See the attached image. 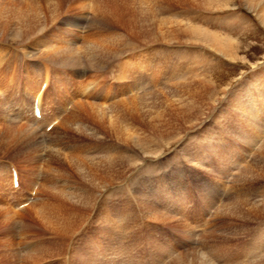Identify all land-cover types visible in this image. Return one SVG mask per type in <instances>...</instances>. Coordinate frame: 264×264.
<instances>
[{"label":"rangeland","instance_id":"rangeland-1","mask_svg":"<svg viewBox=\"0 0 264 264\" xmlns=\"http://www.w3.org/2000/svg\"><path fill=\"white\" fill-rule=\"evenodd\" d=\"M77 1L60 0L63 5L59 9V17L46 22L37 36L32 35L27 41L7 43L0 38V56L3 59L0 66L3 80L2 83L0 78V140L4 141L10 135L13 137L19 128L24 131L37 128V137L41 141V145L35 148L31 143L23 146L13 140L10 147L0 149V264H175L182 257L193 259L198 252L213 264H264V212L257 214L248 210L254 205L264 207V19L250 9L247 0H216L214 2L221 8L216 12L199 10L183 0L152 1V9L144 4L141 6L139 0H127L130 8L121 4L120 12L112 8L114 4L109 6L119 18L117 28L109 25L99 29L95 24L92 27L94 30H91L96 15L89 11L83 21L86 12L75 5ZM4 4L21 5L23 8L13 9ZM43 4L44 0H0V20H12L17 29L25 31L22 23L19 25L14 20V15L25 12L24 7L41 9ZM183 6L189 8L182 9ZM158 8H164L162 18L181 21L240 41L242 51L239 55L244 58L243 62L228 60L201 45L159 43L156 46L133 39L134 35L128 32L132 16L143 14L139 30H144L145 22L148 24L150 21L151 27L154 26L159 17ZM98 21H101L100 18ZM73 22L77 25L82 23L81 29ZM150 24L148 28L151 29ZM95 33H98L97 39L122 35L121 42H127L130 48L125 56V69H131L133 76L135 71H143L144 82L132 85L134 81L130 74L122 79L127 73L119 71L124 67L119 63L123 62V56L118 62L114 59L106 61L102 69L91 67L87 50L83 47L92 41ZM141 34L137 37L151 39L156 33L145 31ZM44 44L47 46L43 47ZM62 44L78 48L80 73L57 67L55 61L46 56L52 46ZM159 54L162 56L159 57ZM167 54H172V59L167 58ZM168 61H173L174 78L170 77L173 73L167 67ZM8 80L16 82L13 81V87L6 86ZM202 80L205 84L207 81L211 83L212 90L208 89L205 93L199 84L193 85ZM85 81L96 87L92 91L94 96H90L91 102L108 104L109 108L113 105L111 113L117 116L119 127L139 133L141 138L149 141L145 146L150 153L145 155L142 149L122 145L113 133L91 117L89 111L78 108L81 102L89 99V92L82 91ZM51 83L54 85L51 86ZM183 86L185 88H181ZM189 86L192 88H187ZM37 87L41 89L39 94ZM200 90L204 97L198 100L209 108L193 128H183L188 117L172 118L178 112H170L171 108L167 105L173 100L190 101L187 99L192 92ZM36 93L45 97L44 105H47L43 109H46L48 120L55 119L52 115L55 113L64 120L76 105L78 107L73 112L85 116H77L74 122L72 118L66 127L57 128L58 120L47 129V122L38 127L33 123L31 107ZM141 95L146 96L135 103L139 107L132 108L134 104L130 106V102ZM157 116L161 117L157 119ZM150 124L160 126L163 131L172 127L168 132L182 130L178 134L175 132L170 139L161 140ZM54 151L68 159L96 160L97 166H101V161L106 158L127 159L124 167L133 166L125 171V177L99 190L81 179L66 162V157L60 164L54 157ZM13 168L20 173V181L23 179L25 182L22 192L12 185ZM105 172L97 174L96 179L100 181L97 183H103V178L113 174V171ZM80 186H85L90 192L87 215L75 233L66 237L65 241L54 239V235L34 220L28 206L39 209L51 201L58 210L60 190L77 194L81 192ZM50 192L56 193L53 195ZM228 206L241 209L243 213L240 214L245 215H239L241 218L234 216L226 210ZM6 212L12 213L13 222H6ZM65 213L72 214L70 211ZM150 213L153 214L150 216ZM156 217L155 222L153 219ZM125 227H129V232L124 230ZM106 231L108 235L122 233L124 237L110 242ZM138 241L143 244L141 248ZM46 245H49L48 253L44 249ZM37 250L38 256L33 254ZM97 252L99 259L95 260L93 256Z\"/></svg>","mask_w":264,"mask_h":264},{"label":"bare ground","instance_id":"bare-ground-1","mask_svg":"<svg viewBox=\"0 0 264 264\" xmlns=\"http://www.w3.org/2000/svg\"><path fill=\"white\" fill-rule=\"evenodd\" d=\"M140 1V5L142 6V4H144L146 6V8H149V9H152L151 8V4L153 3L152 1H156L155 3H157V0H139ZM201 1V0H200ZM199 0H183V2L185 3H190L192 4V6H195L197 7L199 10H204V11H210V12H216V11H219V9H221L219 7V5L214 2L216 0H203L200 2ZM250 2L249 4V7L250 9L253 11V12H257V15H260V18L264 19V0H247V2ZM109 2V3H107ZM130 2V1H129ZM132 3V2H131ZM114 4V5H113ZM121 4L124 5L125 8H130V4L127 2V0H78L75 5L80 8L81 10L83 9L85 12H86V15L83 16V21L84 19H86L87 17V13L90 11L93 12V14H95V20H93L92 22V26H91V30L93 29L92 27L95 26V24H97L98 28L99 29H103V28H107L109 25L110 26H114L117 28V21H118V16L116 13L112 12L111 8L109 9V6L113 7L117 12H120L122 8H120ZM6 6H9V7H14L15 8H19V9H22L23 6L19 5V6H14V5H11V4H4ZM33 5V4H32ZM62 5L63 3L60 2V0H44V4L43 6L41 7V9L39 8H34V7H24V9L26 10L25 12H18L17 14L14 15V20L16 21L17 20V24H21L25 27V31H21L20 29H17L16 25L12 24V20H9V21H3V20H0V38L4 39L7 43H20V42H24V41H27L29 40L32 35H36L38 34L39 30L44 26V24L48 21H51V20H55L56 18L59 17V9L62 8ZM75 7V6H74ZM144 7V6H143ZM163 7V6H162ZM189 7H186V6H183L182 9H187ZM164 9V8H163ZM163 9H156V11L159 13V17L157 18V21L154 23V26L151 27V24H150V21L148 22V24L145 22V28L144 30L140 29V21L142 19V16L143 14L140 13V14H135L132 16L131 20L129 21V34L130 35H134V37H132L133 39H135L136 41H141V43L145 44V45H151V44H159V43H163V44H171V45H175V44H179V43H182L183 45L185 44H196V45H201V46H204V47H207V48H210V49H213L214 51H216L217 53H219L220 55L224 56L225 58H227L228 60H231V61H236V60H244V58H240V51H242V43L240 41H236V40H232L230 38H227V37H223V36H220L216 33H211L210 31H207L206 29H202V28H199V27H196V26H193V25H190V24H187V23H184V22H181V21H177V20H170V19H166V18H162L161 17V14L163 12ZM166 9V8H165ZM6 12V11H5ZM91 12V14H92ZM146 12V11H145ZM1 13V12H0ZM147 13V12H146ZM7 14V12H6ZM132 14V12H131ZM167 14V13H166ZM170 15V14H169ZM12 16V15H11ZM61 16V15H60ZM5 17V16H4ZM12 18V17H11ZM100 18L101 21H98L97 22V19ZM109 19V20H108ZM112 22V23H111ZM114 22V23H113ZM119 22V21H118ZM72 23V22H71ZM116 23V24H115ZM75 24L74 26L78 27L81 29L82 27V23H74ZM86 24V23H85ZM113 24V25H112ZM150 24V28H148ZM111 28V27H109ZM115 28V29H116ZM79 29V30H80ZM94 30V29H93ZM128 30V29H126ZM114 31V30H113ZM147 32L149 31V33H156L154 34V37H152L151 39H147V37H144L146 39H141L140 37H137V36H142L141 33L143 32ZM101 32V31H100ZM116 32V31H114ZM113 32V33H114ZM122 32V31H121ZM120 33V32H119ZM118 33V34H119ZM127 33V32H126ZM140 33V34H139ZM115 34V33H114ZM37 36V35H36ZM115 35L113 37H105L103 36V38L101 39H97L98 38V33H95L94 35V38L92 37V41L89 42L88 45H86L85 47H83V49L87 50V56L88 58L90 59V62H91V67H97V68H100L102 69L104 67V63L106 61H110L112 62L111 60H117L116 62L120 61L122 58V56L124 57L123 59V62H119L123 67V69H119L120 72H123L126 71L127 73L123 75L122 79L125 80V78L129 76H131L132 80L134 82H132L131 84L132 85H135V84H138V83H142L144 82V75H143V71H135V75H131L133 73V71H131V69L129 70H126L125 69V66H126V63H127V60H126V57L127 56V53H128V50L130 49L129 46H128V43L127 42H121L122 40H120L121 37H123L122 35ZM28 38V39H27ZM26 39V40H25ZM94 39V40H93ZM97 39V40H96ZM128 39V38H127ZM183 39V40H182ZM131 40V39H130ZM33 41V40H32ZM135 41V44H137ZM133 42V41H132ZM65 43V42H64ZM131 43V42H130ZM139 44V43H138ZM21 45V44H19ZM69 45V44H68ZM64 45L62 44V46H58V47H51V49L48 50V52H46V56L49 57V59L55 61L57 67H60V68H64L66 70H69L71 72H75L77 71L78 73H80V54L78 52V48H76L75 46L73 45ZM47 45L44 44L43 47H46ZM77 46V45H76ZM80 46V45H79ZM133 47V46H132ZM136 47V45L134 46V48ZM35 51V50H34ZM80 51V50H79ZM33 52V51H31ZM2 53V52H1ZM42 53V52H41ZM39 53V54H41ZM28 54V53H27ZM31 55V53H30ZM35 55H36V52H35ZM42 55V54H41ZM129 55V54H128ZM171 55L172 54H167V58L169 59H172L171 58ZM39 56V55H38ZM83 56V55H82ZM159 57H161L162 55L159 54L158 55ZM2 56H0V66H2L3 64V59L1 58ZM33 57V56H32ZM36 58V57H34ZM40 59V58H39ZM45 60V59H44ZM83 62H85L84 60H82ZM243 62V61H242ZM248 62V61H247ZM118 63V64H119ZM167 63H169L167 65L168 69L170 70V68L172 69L174 66L173 65V61H168ZM84 64V63H83ZM178 64V63H177ZM176 65V64H175ZM177 66V65H176ZM4 67V66H3ZM43 67V66H42ZM179 67V66H178ZM194 67V66H193ZM59 68V69H60ZM120 68V67H119ZM176 68V67H175ZM93 69V68H92ZM167 69V68H166ZM167 69V70H168ZM174 69V68H173ZM170 70L171 73H173L174 70ZM181 69V68H180ZM188 70V68H186ZM167 70H166V73H167ZM185 70V69H184ZM190 71V70H189ZM29 72V71H28ZM165 72V71H164ZM188 72V71H187ZM193 72V71H192ZM181 73V72H180ZM184 73V72H183ZM49 74V72H48ZM48 74L46 75V83H48V79H49V76ZM168 74V73H167ZM178 74V73H177ZM51 75H53L51 73ZM143 75V76H142ZM179 75V74H178ZM43 76V75H42ZM41 77V76H40ZM55 77H56V73H55ZM171 78H174L175 75L174 73L170 75ZM1 78V82L3 81L2 80V77ZM34 78V77H33ZM57 78V77H56ZM84 78V76H83ZM40 79V78H38ZM55 79V78H54ZM80 79V78H79ZM129 79V78H128ZM184 79H185V76H184ZM204 79V78H203ZM30 80V79H29ZM41 80V79H40ZM44 80V79H43ZM42 80V81H43ZM52 80V78H51ZM63 80V79H62ZM70 80V79H69ZM88 80V79H87ZM86 80V81H87ZM199 80V79H198ZM14 81V80H13ZM11 81V80H8L7 83H6V86L10 85L11 87L14 86V82ZM53 81V80H52ZM51 81V82H52ZM55 81H57L55 79ZM80 81V80H79ZM85 81V82H86ZM186 81V80H184ZM207 81V80H206ZM4 82H5V79H4ZM18 82V81H17ZM20 82V81H19ZM18 82V83H19ZM34 82V80H33ZM32 82V83H33ZM45 82V81H44ZM59 82V81H58ZM64 82H65V79H64ZM63 82V83H64ZM67 82V80H66ZM75 82V81H74ZM176 82V81H175ZM198 82V81H197ZM3 83V82H2ZM0 83V84H2ZM16 83V82H15ZM21 83V82H20ZM25 83V82H24ZM31 83V85H32ZM38 83H40L38 81ZM50 83V82H49ZM54 83V82H53ZM51 83V86L52 84ZM62 83V84H63ZM77 83V82H76ZM86 82V85H85V88L83 87V92H85L86 90L89 92L87 95L89 96V99H87V101H84V102H81L79 104V107L78 105L75 106V109L80 108L82 109L81 111H89V114L91 115V117L93 116V118L95 120H97V123L99 125H101L104 129H107L111 134L113 133L115 136H116V140H118L119 142H122L121 144L123 145V143L125 145H132L134 146V148H138V149H142L143 150V153L145 155H147L148 153H150L147 148H146V144L149 143V141H147L146 139H143L140 137L139 133H133L131 130H128L126 128H122V127H119V122L116 121V117L113 113H111V111L114 110V107L112 108V106L109 108V106H107L106 104L104 103H97V102H91V98L90 96H94V94L92 93L93 90L96 89V87H94L93 85H91V82L88 83ZM178 83V82H177ZM186 83V82H185ZM26 84V83H25ZM58 83H55V85H57ZM61 84V82H60ZM65 84V83H64ZM69 84V82H68ZM81 84V83H80ZM80 84H78L80 86ZM189 84V83H188ZM193 84V83H192ZM200 85V87H202L201 89L205 91V93L209 90H212V86H211V83L209 84L208 81H207V84H205L204 80H202L201 82H198L196 84H193V85ZM29 85V84H28ZM30 85V86H31ZM54 85V84H53ZM185 85V84H184ZM191 85V86H193ZM24 86V84L22 85ZM33 88H34V83H33ZM47 86L49 87L50 84ZM50 86V87H51ZM58 86H61V85H58ZM58 86H55V87H58ZM70 86V84L68 85ZM74 86V85H73ZM188 86V85H187ZM191 86L187 87V88H190ZM42 87V86H41ZM54 87V86H53ZM52 87V88H53ZM71 87V86H70ZM27 88V86H26ZM36 88V87H35ZM38 88V87H37ZM59 88V87H58ZM63 88V87H62ZM67 88V87H66ZM82 88V87H81ZM181 88H185L184 86L181 87ZM186 88V89H187ZM192 88V87H191ZM40 89V87L38 88ZM47 89V87H46ZM50 89V88H49ZM64 89V88H63ZM194 89V88H193ZM209 89V90H208ZM61 90V89H60ZM71 90V88H70ZM77 90V89H76ZM179 90H182V89H179ZM188 90V89H187ZM202 90L200 91H195V92H192L193 94L190 96V99H187V100H190V101H185V100H173L172 102H170L169 105V108H171L169 111L172 112V111H177L178 113L172 115L171 117L176 119V118H182L183 116L185 117H188V118H185V122H184V126L183 128H187V129H190V128H193L195 126V124L204 116L205 114V111L208 110V106L205 105L206 103L204 104H201L199 102L198 99H202L204 96H203V93H202ZM41 89L37 90L38 94L41 93L40 92ZM47 91V90H46ZM45 91V92H46ZM53 91V94H54V90L52 89ZM51 91V93H52ZM57 91H59L57 89ZM56 91V92H57ZM63 91V90H62ZM61 91V92H62ZM73 91V90H72ZM79 91V90H77ZM194 91V90H192ZM50 92V90H49ZM55 92V93H56ZM64 92V91H63ZM62 92V93H63ZM151 92V91H150ZM149 92V93H150ZM174 92V91H173ZM47 93V92H46ZM59 93V92H57ZM68 93V92H67ZM77 93H80V92H77ZM76 93V94H77ZM176 93V92H175ZM37 94V93H36ZM36 95V97L34 98L35 100L33 101V105L31 106L32 107V118H34V125L36 124L38 127H42V125L44 123H48L46 126H45V129H47L49 126L53 125V123L55 121L58 120L59 124L57 123L58 126H56L57 128L58 127H61V126H68V123L70 122V120L72 121V118L74 119V121H76V117L80 116V117H84L85 114L83 115H78V112L77 113H74L73 111L75 110H71L72 113L68 112L67 116L64 117V120H61L59 118V116L55 113V114H52L53 112L51 111V114L53 115V117H56L55 119H52L51 120H48V116L46 115V112L45 110L43 109V107L47 104L44 105V100H45V97H43L44 95L41 94L40 95ZM43 94H45L43 92ZM48 94V93H47ZM52 94V95H53ZM61 94V93H60ZM66 94V92H65ZM71 94V93H70ZM75 94V93H73ZM93 94V95H92ZM212 94V93H211ZM50 95V94H49ZM84 93L81 95L83 96ZM180 95H183V94H180ZM186 95V94H185ZM208 95V94H206ZM59 96V95H58ZM63 96V95H62ZM67 96V95H65ZM64 96V97H65ZM69 96V95H68ZM80 96V97H81ZM109 96V95H108ZM146 96V95H145ZM145 96H139L138 98H135L132 102H130V106L132 104H134V106H132V108H138L139 106L138 105H135V103L139 102V101H142L143 98H145ZM187 96V95H186ZM47 97V96H46ZM54 98V96H52ZM76 97V96H75ZM104 97V96H103ZM143 97V98H142ZM182 96H180L181 98ZM48 98V97H47ZM73 98V97H71ZM83 98V97H82ZM184 98V97H183ZM212 98V97H211ZM56 99V98H55ZM69 99V98H68ZM67 99V100H68ZM103 99V98H102ZM96 100V99H95ZM106 100V99H105ZM198 100V101H197ZM212 100V99H211ZM214 100V99H213ZM37 101V103H36ZM46 101V100H45ZM57 102V99L55 100ZM70 102V100H68ZM83 101V100H82ZM202 101V100H200ZM104 102V101H103ZM205 102V101H204ZM48 103V102H47ZM73 103V102H72ZM79 103V102H78ZM213 103V101H212ZM36 104L37 107L40 109V112H41V116L40 118H36L34 117V110L36 108ZM51 104V102L49 101V105ZM70 103H68L69 105ZM75 104V102H74ZM208 104V103H207ZM54 105V103H53ZM61 105V104H60ZM64 105V104H63ZM67 105V104H66ZM127 105V104H126ZM125 105V107H127ZM26 106V105H25ZM70 106V105H69ZM120 106V105H119ZM47 107V106H46ZM50 107L52 108V106L50 105ZM49 108V106H48ZM50 108V110H51ZM54 109V107H53ZM59 109V107L57 108ZM72 109V108H71ZM118 109V108H117ZM134 109V111H135ZM49 110V111H50ZM139 109H137L138 111ZM25 111V110H24ZM60 111V109H59ZM28 111L26 110L25 113H27ZM45 112V113H44ZM169 112V113H170ZM50 114V113H49ZM59 114H61V112H59ZM82 114V112H81ZM88 114V115H89ZM23 115V114H22ZM28 115V114H27ZM51 116V115H50ZM58 116V117H57ZM77 117V118H78ZM82 117V118H83ZM161 116H157V119H159ZM66 118V119H65ZM252 118V117H251ZM10 119V118H9ZM69 119V120H68ZM50 121V122H49ZM61 121V122H60ZM82 121V120H81ZM83 121H85L83 119ZM121 121V120H120ZM67 122V123H66ZM56 123V122H55ZM77 123V122H76ZM82 123V122H81ZM169 123V122H168ZM178 124V123H177ZM72 125V124H71ZM70 125V126H71ZM78 125V124H77ZM81 126V125H80ZM79 126V127H80ZM83 126V125H82ZM20 127V126H19ZM55 127V125H54ZM97 127V126H96ZM23 128V127H22ZM28 128V127H27ZM73 128V127H72ZM78 128V127H76ZM75 128V129H76ZM87 128V127H86ZM150 128H152L159 136H160V139L161 140H166V139H170V137H173L176 133L178 134L179 132H181L182 129H179V132L178 131H174V132H168V130L172 127H170L169 129L167 128V130L165 129L164 131L160 129V126L158 125H152L150 124ZM181 128V127H179ZM31 129V128H30ZM39 129V128H38ZM55 129V128H54ZM60 129V128H59ZM178 129V128H177ZM58 130V129H57ZM81 130V127L80 129ZM88 130V129H87ZM185 130V129H184ZM54 131V130H53ZM56 131V129H55ZM82 131V130H81ZM77 132V131H76ZM83 132V131H82ZM176 132V133H175ZM174 133V134H173ZM185 133V132H183ZM79 134V133H78ZM1 135V134H0ZM84 135V134H83ZM4 136V135H3ZM13 137L10 136H7L4 141H1L0 140V149L2 148H5V146H9L10 143L14 142L15 140L17 141V144H22L23 146H27L25 144H29L30 143L32 144V146H34L35 148H38L40 145H41V141L38 140V137H37V128L36 129H32L31 131H24L22 130L21 128H19V130H16V133L12 135ZM41 136V135H40ZM147 136V135H146ZM150 136V135H149ZM167 136V137H166ZM1 137V136H0ZM157 137V136H156ZM177 138V137H176ZM2 139V138H1ZM14 140V141H13ZM115 140V141H116ZM152 140V138L150 139ZM117 141V142H118ZM151 142V141H150ZM152 143V142H151ZM155 144V143H153ZM12 146V145H11ZM150 146V145H149ZM10 147V146H9ZM131 149V148H130ZM133 149V148H132ZM31 151V150H30ZM138 152V151H137ZM141 152V151H140ZM156 152V150H155ZM54 153H56L54 155L55 159L57 161L60 162V164L63 162V160L66 159V162L69 164V166L72 167L73 170L76 171V173L79 175V177L83 180H85L87 182V184H90L91 186H93L94 188L96 189H99V190H102V189H105L106 187L112 185L113 183L116 182V179H119V178H123L122 176H124L126 173L125 171L128 170L129 168H132L133 165H131L128 169L126 167H124V164L126 163L127 159H114V158H106L105 160H102L101 163L102 165L101 166H97L95 163H96V160L93 161V160H87V159H84V158H71V159H68L66 156L63 157L62 154L60 155V153L58 151H54ZM122 153V152H121ZM32 154V153H31ZM152 154V153H151ZM155 154V153H153ZM187 154V153H186ZM113 157V156H112ZM122 157V156H121ZM65 158V159H63ZM118 158V157H117ZM229 158V157H228ZM89 159V158H88ZM140 159V158H139ZM194 159V158H193ZM118 160H120V162H118ZM130 160V159H129ZM190 160V159H189ZM131 161V160H130ZM139 162V161H138ZM133 163V162H132ZM51 164V163H50ZM49 164V165H50ZM131 164V162H130ZM138 165V164H137ZM135 165V166H137ZM16 171V170H15ZM58 171V174H61L59 172V170L57 169ZM106 171L105 173H109L111 171H113V174L112 175H108L106 178H103L104 181H101L103 183H97L96 181H99L96 179V176L99 172H104ZM17 174H18V181H19V191L22 192V188L24 187V180L22 179L21 180V176H20V173H18V171H16ZM116 176L118 178H116ZM125 177V176H124ZM109 179V180H108ZM102 180V179H101ZM30 182V181H29ZM84 182V181H82ZM81 182V183H82ZM100 182V181H99ZM12 183H13V180H12ZM31 184V182H30ZM44 184V183H43ZM83 184V183H82ZM32 186V185H31ZM34 186V185H33ZM87 186V185H86ZM39 187V186H38ZM85 186H80V190L81 192L80 193H77L74 192H70V193H64L63 191L60 190V197L59 199L58 198H55V200L58 199V206H60V209L57 210V206L55 207L53 203H51V201L47 204H44V207L41 205V207L38 209V207H32V206H28V209H29V213L32 212L33 213V218L34 220L39 224L40 227H43L44 229H46V232H49L51 235H54V239H59L61 241H65L66 240V237H70L71 235H73L75 233V231L79 228V224L81 222V220L83 218L86 217V212L88 210V202L89 200L91 199L90 195H89V190L86 189V187L84 188ZM41 188V187H40ZM45 189V188H43ZM39 190V188H38ZM51 190V189H50ZM79 190V191H80ZM88 190V191H87ZM32 194H33V191H34V188L33 190H31ZM53 191V190H52ZM59 193V191H57ZM51 194L55 195L54 192H50ZM23 195H21L22 197ZM92 197H93V194H92ZM141 198V197H140ZM31 199V198H30ZM144 200V199H143ZM28 201V200H27ZM30 201V200H29ZM141 201V200H140ZM148 201V200H146ZM243 201V200H242ZM247 201V200H246ZM91 202V201H90ZM237 202V201H236ZM245 202V201H244ZM27 203V202H26ZM143 203V202H142ZM233 203V202H232ZM241 203V202H240ZM243 203V202H242ZM24 204V203H23ZM68 204H69V207H68ZM262 204V203H261ZM147 205V204H146ZM145 205V206H146ZM153 205V204H152ZM242 205V204H241ZM143 206V204L141 205ZM144 206V207H145ZM151 206V205H150ZM148 207V206H147ZM153 207V206H152ZM225 207V206H224ZM250 207V206H249ZM146 208V207H145ZM227 208V209H226ZM225 209L228 211V212H232V214L234 216H243L245 214H240L242 212L241 209H238L236 208L235 206H228L226 207ZM223 209V210H225ZM7 210V209H6ZM149 210V208H148ZM153 210V209H152ZM151 210V211H152ZM157 210V209H156ZM248 210L250 212H257L258 213H262L264 212V207L263 205H254V206H251L250 208H248ZM66 211H70L72 212V214H63V212H66ZM147 211V210H146ZM246 211V210H245ZM1 212V210H0ZM222 212V211H221ZM155 213V212H154ZM243 213V212H242ZM249 214V212H247ZM153 214V213H152ZM150 213V216L152 215ZM225 214V213H223ZM145 215V214H144ZM155 215V214H154ZM166 215V214H165ZM247 215V214H246ZM263 215V214H262ZM15 216V215H14ZM159 216H161V214H159ZM228 216H229V213H228ZM238 217V218H241V217ZM154 217V216H152ZM252 217V216H250ZM2 218V216H1ZM6 219V222H8L7 220L13 222L14 221V218L12 216V213L10 212H6L5 214V217ZM149 218V217H148ZM237 217H235L236 219ZM237 218V219H238ZM263 218V217H262ZM150 219V218H149ZM153 219V218H152ZM172 219V217H171ZM243 219V218H242ZM4 220V219H3ZM85 220V219H84ZM157 220V217L155 219ZM159 220V219H158ZM173 220V219H172ZM241 220V219H240ZM152 221V220H151ZM5 222V223H6ZM161 222V221H160ZM244 222V220H243ZM4 223V224H5ZM149 226V225H148ZM136 228V227H135ZM150 228V226H149ZM132 229V228H131ZM125 231H128L129 232V227H125L124 228ZM143 230V229H142ZM155 230V229H154ZM111 232V231H110ZM113 232V231H112ZM146 232V231H145ZM104 233V232H103ZM145 234V233H144ZM236 234V233H234ZM64 235H66L64 237ZM107 235L106 237L108 238L107 240L110 241V242H114L119 240V238L121 239L122 237H124V235L122 233H119V234H115L114 233H110L108 235V231H106V234ZM105 237V238H106ZM118 238V239H117ZM44 239V238H43ZM128 241V240H127ZM126 242V241H125ZM55 243V242H54ZM123 243V242H122ZM134 243V242H133ZM137 243V242H136ZM140 242L138 241V244ZM51 244V243H50ZM53 244V243H52ZM102 244V242H101ZM132 244V243H131ZM141 244V243H140ZM147 244V243H146ZM149 244V243H148ZM147 244V245H148ZM64 245V243H63ZM99 245V244H98ZM143 244L141 245H138L142 246ZM49 245H46L45 246V250H48L47 253L49 252V248H48ZM57 246V245H56ZM55 246V247H56ZM130 246V245H129ZM149 246V245H148ZM147 246V248H148ZM97 247V246H95ZM104 247V246H103ZM126 247V246H125ZM144 247V246H143ZM142 247V249H144ZM54 248V247H53ZM130 248V247H128ZM150 248V247H149ZM59 249V248H58ZM67 249V248H66ZM151 249V248H150ZM149 251L151 252V250L154 251V249H151ZM128 250V249H127ZM137 250V249H136ZM139 251V249L137 250ZM147 252V251H146ZM198 252V251H197ZM141 253V256H142V252ZM139 253V254H140ZM160 253V252H159ZM192 253V251H191ZM196 253V252H195ZM193 253V254H195ZM200 253V252H198ZM196 253V255L192 258H186V257H182V258H179L175 264H213L211 262H209L208 259H206V257H203L201 256L202 254H198ZM35 255L38 256V250L33 253ZM101 254V253H100ZM60 255V254H59ZM154 255V253L152 254ZM62 256V255H60ZM156 256L158 257V254L156 253ZM205 256V255H204ZM52 257V256H50ZM95 258V260L99 257V252L95 253V255L93 256ZM146 257V256H145ZM190 257V256H189ZM57 258V257H55ZM218 258V256H217ZM50 259V258H49ZM47 259V260H49ZM54 259V258H53ZM99 259V258H98ZM175 259V258H174ZM32 260V259H31ZM70 260V259H69ZM68 260V261H69ZM102 260V259H101ZM52 261V260H51ZM54 261V260H53ZM173 261V260H172ZM33 262V260H32ZM44 262V261H43ZM169 262V260L167 261ZM40 263V262H39ZM38 263V264H39ZM49 263V262H48ZM53 263V262H52ZM73 263V262H72ZM68 264H71L68 262ZM167 264V263H166Z\"/></svg>","mask_w":264,"mask_h":264}]
</instances>
